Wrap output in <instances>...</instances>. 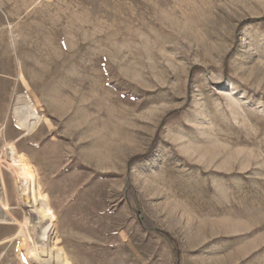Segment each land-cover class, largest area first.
I'll use <instances>...</instances> for the list:
<instances>
[{"label":"rangeland","instance_id":"obj_1","mask_svg":"<svg viewBox=\"0 0 264 264\" xmlns=\"http://www.w3.org/2000/svg\"><path fill=\"white\" fill-rule=\"evenodd\" d=\"M0 158L67 264H264V0H0Z\"/></svg>","mask_w":264,"mask_h":264},{"label":"bare ground","instance_id":"obj_2","mask_svg":"<svg viewBox=\"0 0 264 264\" xmlns=\"http://www.w3.org/2000/svg\"><path fill=\"white\" fill-rule=\"evenodd\" d=\"M16 125L26 134L35 131L41 121L29 96L18 95L14 108ZM14 120V119H13ZM8 144L5 152H9ZM0 158V226H17L20 230V246H23V264H67L55 237V220L48 212V206L40 195L38 185L20 169L13 168L17 202L25 214L20 221L13 214ZM11 170V171H12ZM14 180V181H15ZM18 250V249H17ZM20 256V255H19Z\"/></svg>","mask_w":264,"mask_h":264}]
</instances>
